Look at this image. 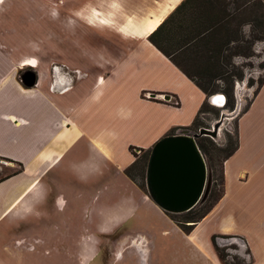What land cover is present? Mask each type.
I'll list each match as a JSON object with an SVG mask.
<instances>
[{
  "label": "crops",
  "instance_id": "obj_1",
  "mask_svg": "<svg viewBox=\"0 0 264 264\" xmlns=\"http://www.w3.org/2000/svg\"><path fill=\"white\" fill-rule=\"evenodd\" d=\"M172 1L154 0L151 7V0H119L123 10L147 11L113 14L107 26L89 18L108 10L84 14L64 31L70 78L68 70L33 71L32 88L20 80L27 70L21 64L35 69L37 60L23 52L24 20L49 7L46 0L0 1V161L18 167L0 182V264L68 251L73 232L76 246L98 252L101 239L146 210L184 234L200 264H264V83L236 120L237 148L222 163V194L189 233L126 175L132 148L151 150L171 130L189 127L206 101L147 36L119 30L128 17H152ZM116 11L122 12L119 4ZM75 70L85 75L71 82Z\"/></svg>",
  "mask_w": 264,
  "mask_h": 264
},
{
  "label": "rangeland",
  "instance_id": "obj_2",
  "mask_svg": "<svg viewBox=\"0 0 264 264\" xmlns=\"http://www.w3.org/2000/svg\"><path fill=\"white\" fill-rule=\"evenodd\" d=\"M71 1L73 5L69 9L71 3L69 4L68 0H46L49 11L39 18L30 16L25 11L23 52L37 58L36 62L34 61L36 68L27 67L25 70H69L64 63V31L69 28L73 30L75 26L79 25V21L82 22L84 14L88 15V12L94 14L95 9L101 12L106 10L110 12L118 4L122 12L113 13L116 17L126 13L140 14L138 12H141L143 14L147 11V9L141 11L140 8L134 11L132 7L123 10L121 3L117 2L119 0H114V2L113 0H89L88 3L80 0ZM153 2L154 0H151V7L155 5ZM66 4L69 6L67 7ZM194 4L198 14L207 12V20L224 24L219 31L220 38L227 39L229 43V50L225 54L229 56L231 62L228 74L233 81L234 102L232 108H227L226 98L222 94V89L226 87V81H214L213 85L217 92L206 96L204 113L198 117L199 129L211 130L221 115L224 113L231 115V119L223 121L217 137H204L208 140V146L212 147L208 155H202L207 166L209 187L203 201L193 209L192 216L197 217L211 209L222 194V163L227 155L225 150L236 145V120L247 109L259 87V81L264 78V4L260 0H197L194 1ZM105 14L107 13L105 12ZM93 16H97V14ZM193 16L194 14L191 17ZM118 19H122V17H118ZM178 21H180V16L170 19L166 25L168 31L172 32L175 37L178 36V33L173 29V26ZM37 23L41 25L39 26ZM178 59L184 61L183 57H179V55ZM187 61L183 63H187L193 72L197 73L192 62ZM215 95L224 97L225 103L222 106L218 107L211 102V98ZM199 129H192L189 132L194 134ZM137 156L140 158L142 153H137ZM15 170H18L16 165L0 161V176ZM131 176L136 184L143 187L144 192L147 193L145 175L142 176L140 165L131 170ZM140 214L142 216L140 220L129 222L119 234L105 236L101 239L98 252L83 251L76 246L74 242L77 235L73 232L72 245L69 246L68 251H40L34 254L18 255L14 259V263L200 264L202 258L188 245L184 234L172 226L168 220L156 215L153 210L142 211ZM185 217L186 215L181 214L176 216L180 221ZM98 238L100 239V237ZM55 239L58 240L59 237L57 236ZM23 246L26 247V245ZM232 247L230 249L234 250ZM220 254L222 256L224 252L220 251ZM22 260L24 263L21 262ZM228 260L230 261V259ZM14 263L12 262V264Z\"/></svg>",
  "mask_w": 264,
  "mask_h": 264
},
{
  "label": "trees",
  "instance_id": "obj_3",
  "mask_svg": "<svg viewBox=\"0 0 264 264\" xmlns=\"http://www.w3.org/2000/svg\"><path fill=\"white\" fill-rule=\"evenodd\" d=\"M194 1L197 0H182V2L177 5L176 8L166 17L158 29L154 31L153 34L148 36V41L166 58H168L169 61L172 62L179 70H181L185 76L205 94V96H209L217 92L216 87L213 85L214 81H226V87L222 89V94L226 98L227 108H232L234 103L233 81H231L228 74L231 62L229 56L225 54L229 50V43L227 42V39L220 38L219 31L224 24L221 22H211V20H207V12L206 14H198ZM260 2L264 4L262 0H260ZM193 14L194 16L191 17ZM178 16H180V21L173 26V29L178 33V36L175 37L172 32L168 31L166 25L170 19L172 20L174 17ZM178 55L179 57H183L185 62L186 60L192 62L195 67V71L198 72L194 73L193 69H191L187 63H183L184 61L178 59ZM263 83L264 78L259 81L258 89ZM174 104L178 105L179 103L176 101ZM204 108L205 102L189 127L173 129L170 131L169 135H175L177 130L189 132L192 129H199L200 124H198V117L204 113ZM207 142V138L204 137L196 140V144L203 156L208 155L212 150V147L208 146ZM236 148L237 141L235 146L225 150L227 154L225 159L228 158L236 150ZM136 151H140V153H142L140 158L137 156ZM131 153L133 154L135 160L126 170V175L135 182L131 176V170L138 168V165H140L142 176L144 177L150 150L142 151L132 148ZM18 166L21 169V165ZM16 173L17 172L0 176V182L9 178L11 175H15ZM138 187L144 191L143 187ZM209 210L197 217L192 216L193 210L188 213L181 214L186 215L182 221L176 218V216L179 215H167L183 232L189 233L193 225L199 222L209 212Z\"/></svg>",
  "mask_w": 264,
  "mask_h": 264
},
{
  "label": "water",
  "instance_id": "obj_4",
  "mask_svg": "<svg viewBox=\"0 0 264 264\" xmlns=\"http://www.w3.org/2000/svg\"><path fill=\"white\" fill-rule=\"evenodd\" d=\"M33 71L29 69L21 75V83L26 88H32L37 83V76ZM224 117L221 115L218 123ZM217 135L216 123L211 130L200 128L194 134L182 131L165 136L151 148L145 185L148 197L161 211L174 215L184 214L203 201L208 192L209 178L196 140L201 137L214 138Z\"/></svg>",
  "mask_w": 264,
  "mask_h": 264
},
{
  "label": "bare ground",
  "instance_id": "obj_5",
  "mask_svg": "<svg viewBox=\"0 0 264 264\" xmlns=\"http://www.w3.org/2000/svg\"><path fill=\"white\" fill-rule=\"evenodd\" d=\"M182 2V0H173L171 3L168 5H165L160 13L158 14H153L152 17H146L141 20H135L131 17H128L125 21V23L119 28L120 32L125 34V35H130V36H149L153 34L154 31L158 29V27L163 23V21L166 19V17L176 8L177 5H179ZM99 16V13H97ZM107 20L100 17L98 19L96 16H92L89 18L91 22H97L107 26L110 24H113L114 16H113V11H110L107 13ZM148 39V38H146ZM141 40V39H140ZM33 64L31 62H24L21 64V68L29 67L32 66ZM224 98L220 97V95H215L211 98V102L215 104L216 106L220 107L223 104ZM225 117L223 120L218 123V132L220 131V127L223 123V121H226L230 118V114H223Z\"/></svg>",
  "mask_w": 264,
  "mask_h": 264
},
{
  "label": "built area",
  "instance_id": "obj_6",
  "mask_svg": "<svg viewBox=\"0 0 264 264\" xmlns=\"http://www.w3.org/2000/svg\"><path fill=\"white\" fill-rule=\"evenodd\" d=\"M73 73V76H71V82H73L74 80H79L82 76H84L85 74H81V72L80 71H78V70H75V71H73L72 72ZM67 75H68V77L70 78V71L68 70V72H67ZM225 103V102H224ZM223 103V104H224ZM137 153H140V151H136V154Z\"/></svg>",
  "mask_w": 264,
  "mask_h": 264
},
{
  "label": "flooded vegetation",
  "instance_id": "obj_7",
  "mask_svg": "<svg viewBox=\"0 0 264 264\" xmlns=\"http://www.w3.org/2000/svg\"><path fill=\"white\" fill-rule=\"evenodd\" d=\"M32 66H29L28 68H31ZM25 68H27V67H25ZM27 70H29V69H27Z\"/></svg>",
  "mask_w": 264,
  "mask_h": 264
}]
</instances>
